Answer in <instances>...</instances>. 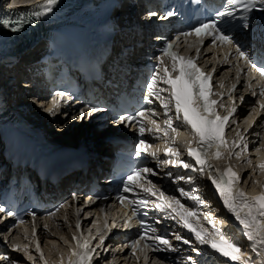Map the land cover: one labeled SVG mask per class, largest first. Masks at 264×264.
Listing matches in <instances>:
<instances>
[{
	"label": "snow or ice",
	"instance_id": "1",
	"mask_svg": "<svg viewBox=\"0 0 264 264\" xmlns=\"http://www.w3.org/2000/svg\"><path fill=\"white\" fill-rule=\"evenodd\" d=\"M24 4L30 5L31 10L28 12H19L16 19H12L9 15L4 14L0 16V26L10 28L13 32H18L24 26L25 23H31L35 19H39L42 16L52 12L55 5L59 0H22ZM260 3L262 9H264V0H227L222 11H217L212 18L205 19L200 22L198 26L193 27L190 31L181 33L182 36L188 37L196 35L201 37L200 44L203 45L206 37H211L212 45L227 46L225 53V59L235 54L237 59V78H239L241 72L245 71L239 66V60L243 59L247 65L246 71L251 73H258L260 77V92L259 94L264 97V51L258 52L253 55L246 47L241 45L236 40L235 36L231 34L229 29L223 28L222 24H228L235 18V10L240 7L243 8L245 13L251 12ZM10 9L18 8L16 0H11L8 5ZM150 16H155L156 13L150 12ZM175 15L173 11H168L166 17ZM242 27L247 28V17H243ZM179 37L176 40L166 41L165 46L160 50L161 55L157 57V63L154 66L155 71L151 75L149 81L146 84V90L148 96L145 99L149 103L152 100L149 97H155L160 102V106L164 110L166 119L163 121V126L157 123L153 116L156 115L155 111L151 108H144L134 115H121L117 124L127 121L129 125L133 121L138 125V130L141 134L145 131L154 132L156 134L163 133L165 139V154L170 158L162 161L163 164H173L176 166H182L187 169L204 174L207 172L208 178L214 185L215 190L219 194V198L223 203V207L231 213L235 220L242 226L243 234L248 241L252 243L253 251L259 249L264 253V190H261L258 194L249 195L242 188L239 187L241 183V176L239 173L233 171L231 164L225 167L223 170H217L212 164V160H220L222 157L231 160L233 156L238 159L243 152L248 150V142L246 141L242 132H236V139L228 141L224 138L223 133L225 131L226 122L236 112L235 102L233 101V107L228 111L227 115L221 116L218 114L215 105L217 101L210 97L215 95L223 97L224 93H215L208 87V81L213 75V72L204 73L196 65V60L199 58L200 47H196L197 56L182 55L176 50V44ZM254 77L249 75L246 90H252V95H256V91L252 87V79ZM165 85L164 88L159 87L160 83ZM221 82L220 87L223 88ZM236 89V84H233L228 91V99L232 100V92ZM167 92V96L163 93ZM60 97L64 96V93L57 94ZM245 97L241 96L240 101L244 102ZM57 103L53 100V105ZM223 107V105H221ZM259 107L264 110V101L259 102ZM174 108V113L172 109ZM48 112H52L53 108L46 109ZM95 111V109H93ZM171 113V114H170ZM80 116H84L83 110L79 113ZM76 119V117H72ZM255 122V117L252 116L248 120L249 126ZM151 125V127H149ZM187 129L191 139L187 141L186 153L194 163H187L179 160L180 152L176 149V139L180 135V129ZM171 145V146H169ZM151 146L144 140L140 139L137 146L136 155L139 156L142 152H148ZM240 150L237 151L236 149ZM214 149V151H213ZM259 152L260 149L258 148ZM153 156L156 152L151 153ZM176 157L177 159H172ZM247 163L251 164V159L246 158ZM198 166V167H197ZM259 167L264 171V162H261ZM145 173H153L151 168H135L131 174L127 175L123 180V193L133 192L137 187L141 188L144 198L129 199L128 196L123 193L118 197L120 203L132 205V214L125 221V227H128L129 221L138 215L137 208H148L153 206L160 212L165 213L168 217L175 220L179 217L180 222L185 228H187L195 236V240L200 245H208L211 249L220 253L222 256L229 258L233 262H239V264H249L247 259L243 258V253L240 246L228 239L216 226L209 216L205 215L204 219L212 225V231L204 228L203 225L192 221L190 218L195 217L197 212L191 208H186L180 201L172 196L166 197L163 190L156 187L149 180L148 187H144L139 184L140 179ZM171 176V173H168ZM177 179L183 180L185 177L181 176ZM187 181L192 182V177L188 176ZM257 183H259L257 181ZM181 196H189L191 199L197 201L199 204H203L204 201L198 196H191L185 192L183 188L179 189ZM148 194L152 197H156L155 200L149 203ZM73 200L77 199L73 194ZM91 200V197H89ZM173 205H179L183 211H178ZM64 205H60V208ZM169 209L171 211H169ZM4 207H0V213L5 212ZM59 208L56 209V212ZM80 210H76V228H81V221L79 219ZM173 213L175 215H173ZM55 212L49 213L50 216H55ZM8 216H13L12 211L7 212ZM33 217V237H36L35 227V212ZM22 222V221H19ZM142 232L139 239L132 241L130 247L135 254L138 250L143 251L144 248L152 249L154 251H173L177 249L173 246L172 242L164 235L157 234L156 228L147 225L141 220ZM159 223V221L157 222ZM115 225H113L114 227ZM47 227V225H45ZM105 227H108L105 224ZM111 229L109 228V231ZM6 239V237H5ZM72 239L76 242V246L71 249L67 258V264H93V255L96 253V249L90 246V241L83 236L82 231L79 235L73 234ZM177 241H183L184 244H190L191 241L184 239L180 235H176ZM101 243H104L105 236L100 237ZM141 241L144 244L141 245ZM127 247V246H126ZM13 248L17 251H21L19 245L14 244ZM35 250L40 254V259L44 261V264H48V261L44 258V253L40 246L38 238L35 239ZM25 254L27 252L25 250ZM29 259H33L31 256ZM139 259V256L136 257ZM3 259L7 260L5 256ZM144 259L147 262L148 253L144 252ZM189 261H192V257H188ZM60 264H65L64 257L61 255ZM195 264V261H192Z\"/></svg>",
	"mask_w": 264,
	"mask_h": 264
},
{
	"label": "bare ground",
	"instance_id": "2",
	"mask_svg": "<svg viewBox=\"0 0 264 264\" xmlns=\"http://www.w3.org/2000/svg\"><path fill=\"white\" fill-rule=\"evenodd\" d=\"M66 26H64L65 28ZM70 27V26H67ZM76 29H84L81 27H75ZM206 58H209V54H205L204 55ZM4 60V58H2L0 56V66L2 65V61ZM16 66H14L13 68L15 69ZM3 69L2 68V74L6 75V77H4L2 79L1 83H4L3 81L5 79L8 80L7 87L5 92H10V86L13 89V94L16 90V86L17 89H23V87H25V85H29V82L27 83V81L29 80L28 77H26V79L23 78V80H21L22 84H20L18 82V79L14 80L17 73H15V76L13 75L14 72H12V69ZM228 67L226 66H222L219 67V70H224V74L222 75L223 81L226 82L227 80L230 79V70L227 69ZM11 71V72H10ZM1 81V80H0ZM16 82V84H14ZM0 83V85H1ZM21 87H20V85ZM9 84V85H8ZM32 84V82L30 83ZM30 86V85H29ZM34 86V83H33ZM24 92V89L22 90ZM21 92V91H19ZM28 92V91H27ZM25 93V92H24ZM5 97V101L2 99V112H7L8 114H6L4 119H1L0 116V131L1 129H3L4 134L7 135L6 129L4 127L5 122H6V118H11L13 119V121L15 122L12 125H18L20 126L22 129H24L25 132H29L34 136L38 137V140L41 143H46L47 140H54V141H61V142H67L65 139H69V140H74L77 136L82 135L83 131L81 130L83 128V126L85 125V119L84 116H80L79 113L80 112H67V110L64 107L58 108L59 112L58 115L54 116L57 119H52L50 112H48L46 109L51 107H47V103L42 102L40 99L35 100V103L32 104L31 103V99L34 98V95L30 94V95H26L21 98L18 102H21V100H25L22 101V106L24 108L23 111L20 112V108L19 105L14 104V109L11 108V105H9L8 103V99L7 97L4 95ZM17 98V95H16ZM15 99V97L13 98ZM16 102V103H18ZM25 104V105H23ZM26 104H32L33 110H31L30 108H28V105ZM21 106V105H20ZM27 106V107H26ZM18 107V109H17ZM12 110V111H11ZM17 113V115H14L15 112ZM174 113V112H173ZM34 114V115H32ZM171 114V113H170ZM240 115V116H239ZM238 115L239 119L243 118L244 114L243 112H240ZM18 117L21 118V121L18 119ZM72 117H76V119H72ZM51 119V120H49ZM49 121V122H47ZM160 121L158 120L157 123H159ZM10 125V131L11 134H15V135H19L13 128V126ZM54 125V126H53ZM260 128V126L258 127V129ZM53 131V132H52ZM57 133V135H56ZM56 137V138H55ZM69 137V138H67ZM70 141V142H72ZM6 139L4 138V136H2V134L0 133V150L3 148V146L6 144ZM253 149V144H250V142L248 143V149ZM240 150V149H239ZM234 157V156H233ZM254 157V156H253ZM249 159H251L250 157H248ZM258 161L260 162H264V153L258 157ZM254 169V164H253V168L251 170ZM241 176V183L239 185L240 188H242L245 192V184L242 185V182H244V176L245 173L244 171L238 172ZM196 177H200V179L202 181H204V184H206L207 182H205V179H203V175L201 174L200 176H196ZM254 178V181L257 183V181L259 183L258 186L253 190V191H249L247 190V193L249 195H254V194H258L261 190L264 189V180H262L261 177H264V174L261 175V177H259L257 175H253L252 176ZM253 183V182H252ZM203 183H200L199 185H197L199 188L201 186L204 185ZM167 188V193H169L174 197H178L177 191L176 189H174L173 186H171L170 184H166L165 185ZM214 201L217 202V205L219 207H221V209L224 212L225 215H227V217L229 218V220L231 221V224L234 226L235 228V233L241 235V237H243V239L245 240L244 242H248L247 245H249V248H252V243L250 241L247 240V238L245 237V235L243 234V230H242V226L239 224L238 221L235 220L234 216L229 213L224 207H223V203L221 201V199L219 198V194L217 191L214 192ZM188 201H183L184 205H188L187 204ZM216 205V206H217ZM215 206V205H214ZM220 209V208H219ZM204 210V209H203ZM221 210V211H222ZM220 211V210H219ZM206 213V212H205ZM223 213V212H222ZM76 216L74 211H72L71 209H64V211H59L55 214V216H51L49 221L47 222V227H45V225H35L36 227V237H33V234L31 233V235L27 236L26 238L22 239L21 241V247L24 249V251H11L9 252V256L11 259V262H9V264H31V262L34 261H38L40 260V254L35 250V239L38 238L40 241V246L41 249L44 253V258L45 260H47L50 264H54L57 261V264H60V259H61V255H63L64 257V261L65 264H67V258L69 256V248L70 245H72V236H73V232H74V227H76ZM215 220V219H214ZM20 230H27L28 227L26 224H22L20 225V227H18ZM238 230H240L239 233ZM223 234L230 240H232L233 242L237 243L239 245V243L237 242V238L235 236H233L231 234V232L227 233V231L223 232ZM237 239V240H236ZM247 240V241H246ZM240 246V245H239ZM241 250L243 249L242 246H240ZM25 250L27 252V255L25 254ZM256 253V255L260 256L263 258L264 260V253H262L259 249H257L256 251H254ZM243 253V258L244 257V251L242 250ZM31 256L33 259H29L28 257ZM247 259V258H246ZM113 262L114 264H117V256L113 257ZM44 263V261H43ZM236 264H238V262H235ZM138 264H142L141 262H139ZM144 264V262H143ZM249 264H254L253 262H249ZM260 264H263L262 261H260Z\"/></svg>",
	"mask_w": 264,
	"mask_h": 264
},
{
	"label": "rangeland",
	"instance_id": "3",
	"mask_svg": "<svg viewBox=\"0 0 264 264\" xmlns=\"http://www.w3.org/2000/svg\"><path fill=\"white\" fill-rule=\"evenodd\" d=\"M27 60H29V59H25V61L26 62H24V63H27ZM30 60H32V58L30 59ZM18 82L20 83V84H22V82H21V79H18ZM18 83V84H19ZM14 84H16V82L14 83ZM19 84V85H20ZM17 85V84H16ZM20 87H21V85H20ZM23 89H24V92H26V93H29V92H27V91H29V89L25 86V87H23ZM22 89V90H23ZM21 89H17V86H16V90H15V92H14V94H13V97H14V95L16 96L17 95V98H15L16 100H20L21 99V97H23L22 96V94H24V92L22 91ZM19 91H21V92H19ZM32 93V92H31ZM33 94V93H32ZM32 101H31V103L32 104H34L35 103V99L34 98H32L31 99ZM17 101V102H18ZM22 101H25L24 99L23 100H21V102H20V105L22 106ZM14 102H16V101H14ZM15 104H17L18 105V103H15ZM32 104H26V105H28V108H30L31 110H33V107L34 106H32ZM23 105H25V104H23ZM27 107V106H26ZM22 109L24 110V108L22 107ZM32 115H34V114H32ZM51 119H52V116L50 117ZM54 118H56V117H54L53 116V119ZM51 119H49V120H51ZM47 122H49V121H47ZM54 126V125H53ZM53 132V131H52ZM56 135H57V133H56ZM56 138V137H55ZM67 138H69V137H67ZM65 140H67V139H65ZM257 153H258V156H261L262 154H263V151L262 150H260L259 152L257 151ZM241 165V166H240ZM240 165H237V168L239 169V168H242V169H240L239 170V172H241V171H244V173H245V176H244V182H242V185H244L245 186V189H246V192H247V190H248V193H249V191H253L257 186H258V184L254 181V178H253V180L250 178V177H252L253 175H256V172H257V175L258 176H260L261 177V174H262V172H264V171H260L261 170V168H260V170H258L257 171V168H255V166H254V169L253 170H251L252 168H253V163H252V161H251V164H249V163H247V162H243V163H241ZM206 182V181H205ZM253 182V183H252ZM207 184V183H206ZM214 194V193H213ZM213 197H211L210 195H208L207 196V201H208V203H207V206H208V208L209 209H211V210H209L210 212H208L207 214H208V216L209 217H211L215 222H217L218 224H220V225H222V226H224V227H228V231H227V233L229 232H231V234L233 235V236H235L238 240H240V243L242 244V246L244 247L242 250L244 251V257L245 258H247L248 259V261L249 262H253L254 264H260V261H262L263 262V264H264V260H263V258L262 257H260V256H258V255H256V253L251 249V248H249V245H247V243L246 242H244L245 240L243 239V237H241V235H239V234H237V233H235V228H234V226L233 225H231V221L229 220V218L227 217V215H225V213L224 212H226V211H223L222 209H221V207H219L218 205H217V203L216 202H214L215 204H213ZM215 205V206H214ZM217 205V206H216ZM220 208V209H219ZM220 210V211H219ZM222 210V211H221ZM223 212V213H222ZM234 232V233H233ZM247 241V240H246ZM246 249V250H245Z\"/></svg>",
	"mask_w": 264,
	"mask_h": 264
},
{
	"label": "trees",
	"instance_id": "4",
	"mask_svg": "<svg viewBox=\"0 0 264 264\" xmlns=\"http://www.w3.org/2000/svg\"><path fill=\"white\" fill-rule=\"evenodd\" d=\"M66 141H67V142H70V141H72V140H69V139H68V140H66Z\"/></svg>",
	"mask_w": 264,
	"mask_h": 264
}]
</instances>
